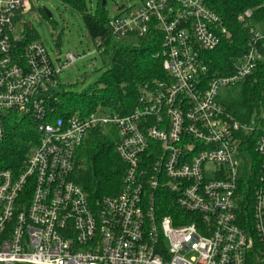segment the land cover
<instances>
[{
    "label": "built area",
    "instance_id": "2783aa9c",
    "mask_svg": "<svg viewBox=\"0 0 264 264\" xmlns=\"http://www.w3.org/2000/svg\"><path fill=\"white\" fill-rule=\"evenodd\" d=\"M29 8V0H0V142L13 116L33 119L40 133L18 171L0 169V264H264V123L230 121L222 102L254 72L259 32L252 28L233 74L209 78L202 52L232 33L202 0L119 8L109 21L117 39L163 35L167 79L144 86L125 115L99 108L62 118L53 117L60 75L83 56L53 58L26 28L16 33L17 13ZM100 127L115 130L126 169L121 190L92 203L72 172ZM254 134L250 229L239 221L237 192L243 137ZM163 194L183 212L177 221L158 214Z\"/></svg>",
    "mask_w": 264,
    "mask_h": 264
},
{
    "label": "trees",
    "instance_id": "16d2710c",
    "mask_svg": "<svg viewBox=\"0 0 264 264\" xmlns=\"http://www.w3.org/2000/svg\"><path fill=\"white\" fill-rule=\"evenodd\" d=\"M61 1L81 13L89 35L95 42H100L96 44L97 54L105 68L99 81L83 93L62 85L58 99L53 101V117L85 116L99 108L125 115L137 106L144 86L167 79L160 55L161 33L151 30L143 37L129 36L136 41L128 43L117 39L111 31L109 21L112 16L107 9V0L105 4L103 0H98L96 13L88 9V0ZM202 1L232 33L231 39L222 41L211 51L202 52L208 67V77L231 75L235 71V61L249 49L254 35L252 28L259 32L258 27L264 26V0ZM41 11L49 18L44 8ZM247 11L251 12L250 16H246ZM26 30L35 37L30 26L26 25ZM259 34L255 45L260 57L254 72L227 89L223 98V106L230 121L249 123L255 120L264 123V34ZM39 137L36 121L27 117H11L6 124V136L0 142V169L18 171ZM116 138L115 130L107 133L104 127L94 129L76 152L72 179L83 187L92 203L116 195L122 188L126 168L116 151ZM256 138L257 134L243 137L246 174L237 192L239 221L250 229L254 185L249 179L248 168L255 156ZM163 195L158 199V214L170 215L177 221L178 214L183 212L171 205L169 195Z\"/></svg>",
    "mask_w": 264,
    "mask_h": 264
},
{
    "label": "rangeland",
    "instance_id": "374dc122",
    "mask_svg": "<svg viewBox=\"0 0 264 264\" xmlns=\"http://www.w3.org/2000/svg\"><path fill=\"white\" fill-rule=\"evenodd\" d=\"M30 8L23 13L19 11L15 17L16 33H21L26 25L31 32L44 42L52 57L59 53L64 61L65 56L73 52L83 56L73 66L65 69L60 80L74 91L83 93L99 81L105 65L97 54L96 42L89 35L80 12L62 3L61 0H29ZM143 0H107V9L115 16L119 8L139 6ZM98 0H88V9L96 13ZM47 8L52 18H47L41 9ZM264 34V26L258 27ZM128 43L135 42L134 38L121 39ZM120 40V41H121Z\"/></svg>",
    "mask_w": 264,
    "mask_h": 264
},
{
    "label": "water",
    "instance_id": "95a60500",
    "mask_svg": "<svg viewBox=\"0 0 264 264\" xmlns=\"http://www.w3.org/2000/svg\"><path fill=\"white\" fill-rule=\"evenodd\" d=\"M105 3H106V0H103V4H105ZM44 10L47 13L48 17L52 18V13L47 8H44Z\"/></svg>",
    "mask_w": 264,
    "mask_h": 264
}]
</instances>
